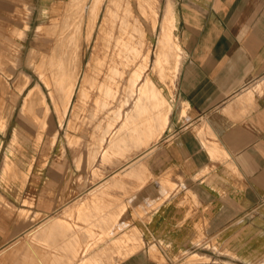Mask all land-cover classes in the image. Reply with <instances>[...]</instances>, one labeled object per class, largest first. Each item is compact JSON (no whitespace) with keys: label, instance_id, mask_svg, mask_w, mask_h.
<instances>
[{"label":"rangeland","instance_id":"1","mask_svg":"<svg viewBox=\"0 0 264 264\" xmlns=\"http://www.w3.org/2000/svg\"><path fill=\"white\" fill-rule=\"evenodd\" d=\"M96 1L0 0V222L5 223L8 228L15 225L22 233L33 230L28 235L21 233L0 248V264H192L193 261H204L206 264H264V258L247 261L239 259L230 249L218 246L214 238L213 245L218 246L219 251V255L215 256L210 251V255L205 254V248L195 247L188 249L185 254L170 253L159 240L146 239L142 223L149 218L142 216L137 207L140 203L147 205L146 200L150 196L140 195L141 184L128 175H125V179L122 178L120 171L126 166V162H134L137 156L148 152L156 142L159 141L158 145L165 139L169 126L164 127L163 117L169 111L171 114L177 99L176 86L184 58L183 47L179 45L176 36L177 26L166 30L172 43L168 40V45L167 42H159L167 0H155L156 6L153 9L147 6L144 10H140L137 0H131L136 15L140 17L137 19L144 32L146 47L144 52L142 50L133 58L131 68L125 71L126 78L122 79L121 83H128V78L138 72L141 75L140 84L144 82V85H147L146 88L143 87V91L150 85L146 79L148 75L155 79V85L159 84L164 90L155 95L154 99L143 95L141 100L153 101L147 106L144 105L145 108L137 107L140 98L128 99L124 86L123 89L120 88V84L112 78L117 76L119 61L111 67L113 71L104 67L100 72L91 70L95 55H98L99 49L101 54L104 46L102 39L98 38V29L88 42L92 19L91 6ZM120 1L113 2L117 9ZM67 2L71 6L66 10ZM173 7L175 8L174 3ZM78 9H81L80 14ZM65 12L69 14L67 20L71 17L65 33L68 37L67 44L70 46L67 53L70 55V63L76 66L73 72H68L71 77L70 84L79 71L78 88L66 111V101L52 103L50 90L46 88L38 67L44 58V51L48 52L50 38H54L51 32L53 29L50 27L62 24ZM26 22L30 24V29L22 38L20 36ZM39 24H42L44 29L37 31ZM80 25L82 26L79 27ZM176 42L179 46L177 49L171 46H175ZM147 49L151 50L150 53ZM159 50L163 52L162 58L155 65L156 52ZM81 56L83 62L79 63ZM177 60L180 61L179 65L178 62L175 65ZM22 72L32 76L30 84L23 92L20 83ZM37 82L41 83L45 91L51 113L45 115L43 111H37L39 115L36 117L33 115L35 112L31 111L21 114L25 94L28 88ZM70 84L63 83L66 92H69ZM83 89L88 96L85 102L78 99L79 92H83ZM108 90L115 93L113 99L107 95ZM77 102L79 105L82 103L79 114L74 113V105ZM119 112L121 115L116 116ZM154 125L160 129V134L154 138L150 137L153 141L141 144L138 137L156 130ZM5 126L7 129L4 131ZM16 127H19L21 132L14 135ZM56 131L57 135L53 141ZM99 139L104 140L102 145L97 144ZM117 140L121 141L120 146ZM94 141L98 148L96 153L92 152L90 155L88 146ZM146 157L147 155L139 158L143 160ZM6 160L10 165L3 169ZM52 168H59L63 172L59 192L54 189L56 182L47 176V172ZM113 173L116 175H112ZM112 176L117 177L110 180ZM160 178L152 177L148 183L159 182ZM122 179L125 181L124 186H121ZM92 186L94 191L90 194L91 198H81L86 200L75 208L67 207ZM130 198L133 200L129 202L128 211L119 212L123 221H115L112 215L120 210L119 203ZM89 199L92 200L91 203ZM152 206L146 207L151 210ZM109 217L114 220L112 225L107 222ZM124 219L141 228L146 242L143 248L132 256H129L130 253L136 249L122 252L126 246L117 243L122 240L120 235H111L104 239V236L99 234L102 228L109 225L111 229L115 225L120 228ZM50 226L59 228L55 229L54 233L52 229L47 239H40L41 235L34 234V230H37L35 228ZM200 235L205 236L203 233ZM110 238L112 241H109ZM105 240L109 242L105 244ZM153 242L159 244L160 250L156 254L148 250ZM29 243L35 247L37 255L30 250ZM104 245H110L111 248L106 249ZM93 246L100 247L92 249ZM85 248H88L89 252L83 254ZM194 252L203 254L199 259L198 255L192 256Z\"/></svg>","mask_w":264,"mask_h":264},{"label":"crops","instance_id":"2","mask_svg":"<svg viewBox=\"0 0 264 264\" xmlns=\"http://www.w3.org/2000/svg\"><path fill=\"white\" fill-rule=\"evenodd\" d=\"M173 1L184 58L169 127L162 142L126 162L121 177L134 178L141 184L140 195L149 194L147 205L137 207L149 218L142 229L146 239L159 240L170 253L195 247L215 256L221 246L246 261L264 258V0ZM158 131L138 140L153 141ZM47 176L59 192L63 172L52 168ZM152 177L161 178L150 184ZM91 190L67 207L91 198ZM132 200L120 202L112 216L128 211ZM111 225L99 233L120 235L117 243L126 246L124 252L136 249L129 256L146 244L138 225L125 219L120 228ZM134 227L138 239L126 238ZM35 229L47 239V228ZM32 232L0 222V248ZM148 250L156 254L159 244L153 242Z\"/></svg>","mask_w":264,"mask_h":264},{"label":"bare ground","instance_id":"3","mask_svg":"<svg viewBox=\"0 0 264 264\" xmlns=\"http://www.w3.org/2000/svg\"><path fill=\"white\" fill-rule=\"evenodd\" d=\"M70 1H72V0H69V2ZM113 2H114V0H97L95 2V4H93L91 6L92 19L90 20V29L88 31L89 32L88 42H90V40H92L94 34L97 32V29L99 30V33H100V35H98V38L100 37L102 39V41L104 42V46L102 47L103 50L101 51V54H100V49H99L98 55H95L96 58H95L94 62L91 64V70L100 72L101 69L104 67L106 69L109 68L113 71V69L111 67L113 66V64L115 62L119 61V64H120L119 70H116L117 76H112V78L113 79L115 78L117 83L120 84V88L123 89V86H124V90H125V92H127L126 96L128 99H131V98L133 99V98L138 97V99L140 98V103L137 104V107H144V105L147 106L148 103H150L153 100L143 101V100H141V98H143L145 95H147L151 99H154L155 95L160 94L164 90L159 84L156 83V85H155V83H154L155 79L151 75H148L146 77V79L148 81L147 83L150 82V85H148L149 88L147 90L143 91V87L145 86V88H146L147 85H144V82L142 83L143 85L140 84L139 79L141 78L140 77L141 75L138 72H135L131 78L130 77L128 78V80H127L128 83H123V82L121 83L122 79L126 78V72L125 71H127L129 68H131L133 58L137 57L141 53L142 50L144 52L145 47H146V41H144V32L142 30V27L140 26V21L138 20V19H140V17L138 15H136L132 1L131 0H121L119 3L118 9L116 7H114ZM137 2H138V7L140 8V10L146 9L147 6L151 7V9H153L156 6L154 4L155 0H137ZM172 2L174 3L173 0H167V3H165V9L163 12V21L161 22V33L159 36V42L160 41L167 42V40H168V42L172 43L170 36L166 32V30H169L168 28L171 29V26H176V10L173 7ZM66 6H67V8H66V10H67L71 5H70V3L67 2ZM55 10H57V9L55 8ZM103 10H105V11H104V14L102 16V20L100 21L101 14H102ZM78 12L80 14L81 9H78ZM59 15H61V14H59ZM68 15H69L68 12H65L64 16L66 19L64 18L63 23L58 24V25L56 24V26H54V27H50L51 29H53L51 32H53L52 35H54V38H50V41L47 45L48 46V52L44 51V53H43L44 58L38 64V67L40 69L39 73L41 74V78L45 82L46 88L48 90H50L49 94H50V98L52 100V103L55 104L57 102L66 101L67 104H66V106H64L65 111L67 109V106H69L71 100L73 99V96H74V94L78 88V84H79V82H78L79 71L74 76L73 82L71 84L69 83V79L71 77L68 76V72H73L75 70L76 66L74 64L70 63V55L67 53V50H69L70 46L67 44L68 37L65 36V33H66L67 25H69V23H70L69 20H71L70 19L71 17L67 20ZM74 15L75 14H73L72 18H74ZM133 22H135V23H133ZM55 23H57V21ZM83 24H86V23H83ZM81 26L82 25H80L79 27H81ZM29 29H30V24L28 22H26L24 24V27L22 29V35L20 37H22V38L25 37V35L27 34V31ZM42 29H44L42 24L37 25V28H36L37 31H40ZM168 42H167V45H168ZM174 45L175 46H173V44H172L171 46L175 47L176 49L179 47L177 42H176V44L174 43ZM150 51H149V49H147L148 53H150ZM162 54H163V52H161V50L156 52V58L157 59L155 60V65H156V63H158L159 60H161ZM33 58H35V55H33ZM78 62L79 63L83 62L82 56L78 59ZM177 62H178V60L175 62V65L177 64ZM179 64H180V61L178 62V65ZM77 66L80 67L78 63H77ZM177 68H178V66H177ZM22 73H23V77H22V81L20 83H21V91L23 92L28 87V85L30 84L32 76L26 72H22ZM63 83L65 85L70 84L69 92H66V88L63 87ZM147 83H145V84H147ZM82 85H83V83H82ZM145 91H146V94H145ZM107 95L113 99L115 93H112V90H108ZM79 96H80V98H78V99L81 102H82V100H84L83 102H85V100L88 97L87 93L85 92L84 89H83V92L82 91L79 92ZM105 100H106V98H105ZM81 104L79 105V102H77L74 105L75 106L74 107V113L79 112V110L81 109L80 108ZM24 111L25 112L31 111L33 113L35 112L33 114L35 117L37 115H39L38 112H40V111H43L45 113V115H48L51 113V106L49 104V101L47 99L45 91H44L40 82H37L36 84H34L30 88H28V91L26 92L23 103H22L21 114H24L25 113ZM120 115H121L120 112L118 114H116V116H120ZM169 118H170V111L168 113H166L165 116L163 117V123L165 124L164 127H166L168 125ZM6 129H7V126H5V128L3 130L5 131ZM25 129H26V127H25ZM39 130H41V129H39ZM19 132H21V130L19 129V127H16L14 129V135H17ZM54 135L55 136H54L53 141L56 138L57 131L55 132ZM103 141L101 139H99L97 144L102 145ZM117 142L120 146L121 141L117 140ZM0 144H1V138H0ZM97 144L95 141H94V143H89L88 147L90 150V155L92 152H93V154L96 153L97 148H98ZM9 165H10V162L8 160H6L5 163L3 164V169H6ZM84 200H86V199H81L80 201L77 202V204L75 206L79 205ZM87 203H88V201H87ZM70 208H72V207H70ZM121 218H122V214L119 213L115 216L114 220L118 221V219H119V221H121L122 220ZM114 220H112V218H111V219L107 220V222L112 224V221H114ZM45 228H47L48 231H51L52 229H54V226L45 227ZM41 231H42L41 229L34 230V232H35L34 234H36V236L41 235L40 234ZM135 232H137L136 227L133 228V232H130L129 235L126 234V238L130 237L129 239H136L137 240L138 237H137ZM99 234L104 236V239H106L108 236H111V235H106L103 233H99ZM120 238L122 239V237H120ZM107 241L108 240H105L104 243H106ZM100 243H102V242H100ZM30 246H31V250L33 251V253L37 255V250L35 249V247L32 244ZM105 246L106 245H104L103 247H105ZM138 246H140V245H138ZM97 247H100V246H95V247L93 246L92 249H95ZM110 248H111L110 245L106 246V249H110ZM87 252H89V249L85 248V252H83V254H86ZM122 252H124V251H122ZM194 255L195 256L198 255L199 259L201 258V254H199V253L194 252L192 256H194Z\"/></svg>","mask_w":264,"mask_h":264}]
</instances>
